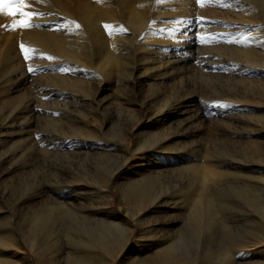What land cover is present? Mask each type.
Returning a JSON list of instances; mask_svg holds the SVG:
<instances>
[{"label": "bare ground", "instance_id": "6f19581e", "mask_svg": "<svg viewBox=\"0 0 264 264\" xmlns=\"http://www.w3.org/2000/svg\"><path fill=\"white\" fill-rule=\"evenodd\" d=\"M241 1L244 14V25L241 30L243 32H240V34H243L240 41L241 44L234 42L235 39L234 41L229 40L227 37L236 31L231 30L228 23H219L216 19L214 23L216 26H213L211 32L215 34L214 38L217 37L219 39L212 46L216 49L223 50L224 55H238V63L241 62L244 66L243 74L245 75V79L243 80L242 78L243 85L238 86L243 87L244 90L239 92L241 88L239 90L237 89V96L252 103L253 108H259L261 105L264 106V0ZM158 3V0H50L47 7L60 13L51 14L49 21H53V25L56 24L55 22L58 20V17H62L61 14L69 15L82 21L86 25V31L83 33L79 31L66 33L49 27V30H33L26 35V38L37 48L36 51L35 49L33 51L34 55L42 53L46 57H54L56 61H60L59 67L57 70L55 69L57 73L54 75L58 85L63 87L64 83L74 85L82 82L83 80L77 79L79 74L75 71L80 68L84 70L85 68L89 69V72L99 71L102 78L97 82L98 85L94 92L85 101H79L78 103L74 97L69 100L71 97H61L55 91L43 87L45 89L40 94L37 92L42 99L44 96L48 97L46 101L43 99L45 102L40 101L38 103L41 106L45 105L41 109L42 113L39 114L38 110L40 109L37 110L31 106L34 101L27 99L25 95L22 96L17 105L11 99L13 102L10 100L9 104H7V109L0 112V121H3L2 123L5 122L9 129L15 125L17 117L20 119L16 126H18V134L21 136V140H18L19 144L17 146L22 147V149L24 148L22 152L24 154L20 158L21 163L23 165L33 164L37 168L43 166L46 169L52 170L54 173V178L52 182L50 181V183H53V186L51 185L52 189L41 184L43 183L41 182L37 185V189L33 191L34 193L30 197L28 196V201L25 198H17L16 201H11L12 205L7 209V213L10 216L5 221L3 220L4 222H0V247H5L6 249L10 244L15 245L12 241V236L17 231L21 236L27 234L26 240L30 244V249L42 260L43 264H97L99 262L101 264H107V259H111V255L115 251H120L119 249L121 247L126 246L129 239V232L132 230L123 222L122 217L115 208L110 206L112 196L109 183L114 174L119 172L127 164L129 151L124 141L130 124L129 120L128 124H126V121L119 119L107 131L104 130L107 123H103L102 120L99 121L98 126H94L93 123L97 124L98 122V108L102 104L99 96L104 90L100 82L103 81L104 84L110 82L113 78L111 76L112 74L116 75V77L122 75L126 86L133 91L135 86L138 83L140 84V81H137L139 78L148 77L149 74L151 76L154 73H156L154 77L161 73L167 74L168 71H173L174 66L180 63L185 57H189L197 63L196 69L200 75L203 74V70L211 67L218 68V64L226 62L216 52L212 56L205 55L204 52H201V55L198 53L197 55H179L181 52H187L188 54L194 52L193 45H195V41L191 40L190 37L195 36V32L197 33L199 27V24L197 26L198 21H195L197 20L196 18L193 20L190 16L185 15V18L181 22L177 20L175 24L168 25L169 27L161 24V22L155 24V20H158L157 17L161 14L158 11L159 6H156ZM152 5H154L153 9ZM113 8L117 10L115 11ZM230 12L229 10L220 11L214 15L229 18ZM149 18H151V21H146ZM121 21L132 32L136 31L140 34L141 37L138 39H145L138 43L134 42L136 46L143 47L140 52L141 58H137L138 53L131 46L130 42L135 41L132 36L114 40L113 37L104 35L106 29L103 31L100 27V24L103 22L104 27L109 26L112 29L126 32L127 27H122ZM164 27H174L173 31L177 33L175 34H182L185 37L184 40H187H185V44L179 43L173 46L176 44L175 39H177L174 38L175 42L174 44L172 43L173 45L170 44V49L168 48L165 51L162 49L163 51L160 50V52L156 50L154 54L156 55L155 64L157 66L156 68L150 67L147 70V68H143V66L149 65L148 63L150 61L146 55V51L152 50V42L156 41L155 39H150V37L154 36L157 33L156 31H161V28L164 30ZM168 32L171 33V31ZM211 32L208 33L205 31L207 34ZM176 35L175 37H177ZM207 36L203 38H209ZM155 37L157 36L155 35ZM104 38L106 39V43L103 41ZM180 38L179 36L178 39ZM71 47L82 51V55L71 51ZM7 48L10 51V55H15L11 42L8 43ZM120 51H123L122 53L125 55L131 56L124 57ZM10 59L9 70L3 80V84H5L4 86L8 92L12 91L16 86L24 85L26 80L24 70H22L20 65L21 63L18 61L19 64H16L17 62L15 63V56H11ZM140 60L143 61V70L141 73H138L140 66L137 65V62ZM60 69H66L67 71H60ZM181 69L184 70L185 67H181ZM225 70L222 68L217 72L224 74ZM168 74L170 73L168 72ZM207 76L209 78H216V75L207 74ZM161 77H164V75ZM164 78L166 79L167 77ZM154 85L158 86L159 84L158 82L152 83L150 84V88L153 89L152 86ZM147 86L149 87V85ZM166 87L168 88V85ZM193 88H195L194 83L189 78L179 80V92L171 98H166V96L161 95L162 92L158 93L159 89L156 91L157 88H155V92L152 90V96L150 95V97L146 98L143 96L144 100L142 102L140 101L141 103L136 106L137 109L135 110L139 113L141 106L148 105V107L153 108L151 110L152 117L156 115L155 118H158V116L163 114L162 111L167 105L173 104L176 107L181 104L178 102L179 100L186 98L190 100L188 101L189 104L179 105L180 107L186 108V112L188 111L190 113L192 111L186 123L188 124L206 118L207 112L205 113V109L209 111L211 107L205 108V104L203 105L205 109L200 108L202 105L199 107L202 96ZM232 90L229 87H222L218 93L222 97H225L224 99L228 100L230 96L235 97V93ZM51 95H53L51 98L55 99L53 105H49L53 102L50 98ZM58 101L60 102L57 103ZM50 107L52 109L48 110ZM228 107L230 106L223 101L216 108L217 110H222L223 119H226L225 110ZM165 109L168 110V107ZM56 113H59V115H56ZM41 114L43 116H40ZM257 116L259 118V115ZM38 118L44 120L42 127L39 126ZM165 118H160V123L164 124ZM167 118H170V114L167 115ZM208 120L211 119L208 118ZM153 121L159 123L158 120ZM261 121L262 118L259 123ZM194 124L196 125V122ZM219 124L223 126V129H228L229 124L227 121L222 120ZM33 126H38L40 134L34 135L36 132L32 131L31 128ZM210 126L205 128L210 129ZM259 127L262 129L263 125ZM163 133H159L161 136H155L152 135V132L143 130V132H140L136 136L134 151L143 166L138 169L137 167L133 169L135 180L128 181L124 185L120 183L117 185L123 199L132 207L144 211L145 216L160 212L161 207L159 205L164 200H172L174 206L177 203L188 202L191 208L188 210L189 215L185 222V228H181L180 231L178 230L179 232L172 235H157L155 227L152 228L150 225L152 221L151 223L146 219V221H138L139 229H137L138 233L132 248L135 258L131 263L123 259L121 264H198V260L201 259L200 257H203L207 264H264V260L258 261L256 259H250L259 254L261 255V253L258 254V247L264 241V232L261 229V220L264 219V197L261 200L259 196L264 194H249L247 184L242 182L235 184V187L238 189V196L236 197H240L239 200L242 198L252 200L258 206L261 205L259 217L251 221L257 233H255L252 240L241 239L234 243L231 242L230 238L224 239V237H221V235L226 234L227 227L224 223V217L226 210L229 209L228 204L230 200L228 203L223 193L221 195L217 192L216 180L219 176L225 175V172L217 169V164H214L217 155L214 154H217L216 150L220 149L221 157L223 158L221 161L222 164H231L233 160L244 164L247 160L245 158L243 160L240 159L243 154L235 148L227 146L225 142L217 148L216 142L214 141L215 138L208 137L207 144L206 146L204 145V153L201 152V148L195 151L193 149L190 153L195 154L197 158L190 159V156L184 153L186 149H183L180 143L169 144V139H167L169 136L163 137ZM210 133L212 135L211 131ZM7 134L11 135V131ZM34 136H38L37 140H35ZM166 141L168 145L164 144ZM254 144L252 145L254 146ZM35 151H40L42 152V157L43 155L47 157L44 159L41 157L40 159L36 154V158L34 157ZM255 154L258 164L264 156H261L260 152ZM9 155L10 153L0 157V165ZM185 156H188V159H185ZM219 159L221 158L219 157ZM181 162H185L182 163L185 165L178 166ZM246 167L249 166L247 165ZM158 180H163L165 183L168 182L165 191L162 193H156L157 190L155 191L154 188L157 186L153 188V185ZM37 181L39 182V180ZM174 182L176 183L173 184ZM30 187L28 188L30 189ZM45 194H47L46 199H44L43 204L38 208L31 207L25 213L16 212L21 209L19 206L25 205V203L31 202L34 198L37 199ZM6 201H8L7 197ZM38 211H43L44 214L41 215ZM27 214L29 216L26 217ZM63 214L68 215L69 220H66L68 224ZM246 214L248 213L246 212ZM248 216L250 215L248 214ZM26 219H29V221ZM13 222L16 223V227L13 226ZM27 222L29 223L28 227L26 226L28 225ZM175 224L176 222L171 221V223L167 222L165 226L170 228ZM216 228H220V232H217L220 234L219 237L217 235L215 237L212 236V231ZM188 232L189 234L198 233L199 235H196L199 238L201 234L204 235L205 241L203 246H199L200 244L192 245L194 242H191V239L189 241ZM68 234L69 236L70 234L74 235L73 240L68 239ZM227 243H231L230 245L234 247L228 248ZM117 254L116 252L114 257ZM236 254L242 255L240 258H237L234 257ZM9 259H11L9 264H27L21 258L12 256Z\"/></svg>", "mask_w": 264, "mask_h": 264}, {"label": "rangeland", "instance_id": "374dc122", "mask_svg": "<svg viewBox=\"0 0 264 264\" xmlns=\"http://www.w3.org/2000/svg\"><path fill=\"white\" fill-rule=\"evenodd\" d=\"M158 1L159 3L156 4V6H159L158 11L161 14L159 15V17H157L158 20H155V24L161 22V24L166 25V27H169L168 25L175 24L177 20L181 22L185 18V15L190 16L193 20H195L196 18L197 20L195 21L196 22L198 21L197 26L199 24V27L197 29V33L195 32V36L190 37L191 40L195 41V45H193L194 52L191 54H188L187 52L186 53L181 52L179 53V55H197V53L201 55V52H204L205 55L212 56L216 52L222 58H224L226 62L223 64L222 63L218 64L217 66L219 69L216 67L214 68L211 67L209 69L203 70L202 72L203 74L200 75L196 69L197 63L191 60L189 57H185L180 63L174 66L173 71L171 72L168 71L171 75L168 74L167 72V74L161 73L160 75H155L154 77V74H156L154 73L151 76L149 74L148 77L139 78V80L137 81H140V84L138 83L137 84L138 86L136 85L133 91H131L126 86L124 77L122 75H119V77H116V75L112 74L111 76L113 78L110 82L105 83V84L103 81L100 82L104 90L102 94L99 96V99L102 100V104L98 108V111H97V113L99 112L97 116L98 122L97 124L93 123L94 126H98L99 121L102 120L103 123L105 122L107 123V125L104 127V130L107 131V130H110L113 126L112 124H115L116 122H118L119 119L126 121V124H128V120H129V124H130V128L127 130L128 132H127V135L125 136V141H124L125 144L128 146V151H129L127 164L125 167L121 168L119 172H116L114 174L113 178L111 179V182L109 183V188L111 190V196H112L110 206L115 208L118 214L122 217L123 222H125L127 226L131 228L132 231L129 232V239H128L126 246L121 247L119 249L120 251H115L111 255V259L109 260L107 259V262H106L107 264H121V261L123 259L128 260L130 263L133 262L135 258L134 256L135 254L132 252L133 250L132 248L134 245L136 235L138 233L137 229H139L138 221H146V220L148 221L149 220L148 222L150 223L152 221L151 224L148 222L147 223L150 224L152 228L155 227L157 235L168 236V235L175 234L176 232H179L181 228H185V222H186L187 216L189 215L188 210L191 208L188 202L177 203L174 206V203L172 200H164V202H162L159 205L161 207L160 212L151 214L150 216H145L144 211L137 209L136 207H132L128 202H126L125 199H123L120 193V189L117 184L120 183L124 185L128 181L135 180V177L133 176V173H134L133 169L136 167L138 169L139 167L143 166L142 162H140L139 159L136 157V154L134 151L136 136L140 132H143V130H146V132L150 131L152 132V135H155V136L157 135L161 136V134L159 133L164 132L162 136L163 137L169 136V138L167 137V139H169V144H173L176 142L180 143L181 144L180 146H183L182 148L186 149L184 153L186 155H189L190 159L197 158L195 154L190 153L193 149L195 151L196 149L198 150L201 148L200 149L202 150L201 152L204 153V147L207 144L206 141H208L207 140L208 137L216 139V140L214 139V141L216 142L217 148H219L218 146H221V144L225 142L227 146L233 147L237 151H239L241 154H243V156H241L240 159L243 160L245 158L247 162H244V164L246 166L248 165L249 167H246L243 163H239L236 160L231 161V164L230 163L222 164L221 161L223 160V158L221 157L222 155L220 153L221 152L220 149H217L216 150L217 154H214L218 156V157L217 156L215 157L216 159L214 162V164H217L216 165L217 169L225 172V175L219 176L216 180L217 188H218L217 192L221 195L223 193V196L228 203L230 200V203L228 204L229 209L226 210L225 217H224V223L226 224V227H227L226 234H225L226 236L221 235V237L222 238L224 237V239L230 238L231 242L234 243L235 241H239L241 239L243 240L247 239L248 241L252 240L253 237L255 236V233H257L255 228L252 226L253 222L251 221H253L252 219L259 217V211L261 210L260 208L261 205L258 206L256 202H253L252 200L243 199V198L240 199L241 200L240 201L239 200L240 197L238 198L236 197L238 196L237 194L238 189L235 187V184L237 183L240 184L241 182L247 184L249 194H257V195L261 193L264 194V163H263L264 158H262V161L260 163L258 162L257 164V160H256L257 156L255 154V153L260 152V155L264 156V150H263L264 149V130H263L264 129V122H263L264 117H262L264 116V106L261 105L259 106V108H253L252 103L245 101L240 96H237L238 90L240 88H241L240 89L241 91L239 90V92H242L244 90L243 87H238L240 85H243V80L245 79V75L243 74V69H244L243 63L242 64L241 62L238 63V55H224L223 50L214 48L212 45L219 38L217 37L214 38L215 34L211 32V29L213 28V26L214 27L216 26L214 24L216 19L219 23L220 22L228 23V25L230 26V29L236 32L231 33L227 38L231 41H234L235 39L234 42H239L241 44L240 41H241L243 34H240V32H243L241 30L244 25V21H243L244 14L242 11L243 10L242 1L241 0H227V1L199 0V2H197V0H158ZM24 3L27 4L28 7L24 8L23 11L26 13H33L34 15L22 16L20 15L19 12H15L13 15H8V7H5L4 10L0 11V112L7 109V106H8L7 104H9L11 99L14 100V102L12 100L11 101L15 105H17L18 102H20L19 100L22 98V96L25 95L27 99L34 101L31 106L35 107L37 110L40 109L38 110L39 114L42 113L41 109L44 108L45 105L41 106L38 103L40 101L45 102L47 100L46 98H48L44 96L43 98L45 100L44 101L42 97L39 96L40 92L45 89V88L43 89V87L51 89V91H55V93L59 94L61 97L62 96H66L68 98L71 97L69 98V100L72 99V97H74L77 99L78 103L79 101L81 102V101H85V99L87 100L90 97V95L94 92L95 88L97 87L98 85L97 82L100 81L99 79L102 78L100 72L99 71L89 72V69L85 68L84 70L80 68L75 71H77V73L79 74L77 79L83 80V81L76 83L74 85L64 83V86L62 87L61 85H58V82L56 78L54 77V75H56L57 73L56 70L60 65L59 63L60 61H56V58L54 57H53L54 59L50 60L42 53L40 54L38 53L34 55L33 51L34 49L36 51L37 48L36 46L32 44V42L28 38H26V35L30 31L49 30V27L53 29H58L59 32L74 33V32L79 31L83 33L86 31V25L82 21L77 20V18L71 17L69 15H63V14H61L62 17H58V20H56L55 22L56 24L53 25V21H49V19H51V14L52 13L56 14L59 12L51 10L47 7V4L50 3V0H24ZM153 7L154 5H152V9ZM113 10L116 11L117 9L113 8ZM226 10L231 11L229 18H223V17L214 15L216 13H219L220 11H226ZM23 20H28V22L32 26L29 28H20L18 26L14 27V25L18 24V22L23 21ZM146 21H151V18L147 19ZM121 24L123 25L122 27H125V26L127 27V25L123 21H121ZM100 27L103 29V31L104 29H106L104 31V35H106L107 37H113L114 40L118 38L123 39L125 37L132 36L133 39H135V41H131V42L129 41V42L131 43L133 50L137 51L136 52L138 53L137 58L138 59L141 58L140 52L143 47L136 46L134 42L138 43L145 39H138L141 37L138 32L136 31L132 32L128 27L126 28V32L125 31L121 32L119 30L112 29L109 26L104 27L103 22L100 24ZM173 28L164 27V30L163 28H161V31H156L157 33L155 32L156 34L150 37V39H155L156 40L155 42L157 43L153 41L152 42L153 48H151L152 50L146 51L147 53L146 55L148 56L150 60L148 63L149 65L143 66L142 65L143 61L141 60L137 62V65L140 66L138 73L142 72L143 70L142 66L143 68H147V70L150 67L156 68L157 66V64H155L156 55L154 54L156 50L157 51L159 50L158 52H160V50L163 51L162 49H164V51L168 48L170 49L171 48L170 44L172 43L174 44L175 40H176L175 42L176 44L174 45L172 44L173 46H176L179 43L185 44V40L187 39L184 40L185 37H183L184 35L182 34L178 33V35H176L177 33L173 31ZM168 31H171V33ZM205 31H207L208 33L209 32L211 33L207 34L205 33ZM162 32H164L165 34ZM166 33L167 34L169 33V35H167ZM155 35L157 37H155ZM175 35L177 37H175ZM206 35H208L207 37L209 38L207 39L203 38ZM179 36L181 37L180 39H178ZM244 36H245V33H244ZM160 38L163 40H161ZM174 38H177V39L174 40ZM103 41L104 43H106L105 38L103 39ZM9 42L13 44L15 55H10V51L7 48ZM21 45H23V49H21ZM70 50L75 51V53L76 52L80 53L79 55H82V51L77 50L73 47H71ZM120 52L124 57L131 56V55L123 54L122 53L123 51H120ZM25 54H27L28 56L27 60L24 59ZM11 56H15V63L17 61L21 63L20 65L22 67V70H24L26 80H25L24 85L18 86V87L16 86V88H14L12 91H9L10 92L9 93L8 90H6L4 86L5 84H3L4 83L3 80L5 79L8 73V70H9L8 66L10 65L9 62L11 61L10 59ZM18 62L16 64H19ZM29 67L33 69L32 72L27 71ZM181 67L183 68L185 67V69L182 70ZM222 68H224V70L226 69L224 74L222 72H217V71H220ZM210 69L211 70L213 69L214 71L213 70L211 71ZM207 74H211L214 76L216 75V78H209ZM220 74L222 77L220 76ZM163 75L164 77H167V78L165 79L164 77H161ZM188 78L191 79V81H193L194 83L195 88L193 89L196 92H198L199 95L202 96L201 98L202 101L201 103L199 102V107L202 105L200 108H203L204 104H205L204 105L205 108L211 107L209 111L208 110L206 111V109L203 108L205 109V113L207 112L206 115L208 117L206 116V118L200 119L201 122L200 120H197V121H193L188 124L186 123L189 115L192 112V111L190 113L188 111L186 112L185 111L186 108L180 107L181 104H184V105L189 104L188 101L190 100L186 98H182V100L178 101L179 103H181V104L178 103L180 106L178 105L175 107V105L173 104L167 105L165 108L168 107V110L164 108V110L162 111L163 114L166 116L162 114L161 116H158V118H155L156 115L152 117L151 110H153V108L148 107V105L141 106L139 113L136 112L135 110L137 109L136 106L144 100L143 96H145L144 98L150 97V95L152 96L155 88H157L156 91L158 89L160 90V91L158 90V93L162 92L161 95L166 96V98H169V97L171 98L172 96L177 95L176 93L179 92V80L181 79L185 80ZM157 82L160 86L154 85L152 86L153 89L150 88L151 87L150 84L157 83ZM147 85H149V87ZM167 85H168V88L166 87ZM222 87H229L231 88V90L233 89L232 91L235 93V97L230 96L228 100L224 99L225 97H222V95L218 93L220 92ZM146 94L148 95L146 96ZM51 97H53V95H51L50 98ZM51 99L53 100V102L50 103L49 105H53L55 102L54 98H51ZM223 101L226 102L228 106H230L225 110L226 119L222 118L223 117L222 110L216 109L217 106H219ZM59 102L60 101H58L57 103ZM210 102L212 105L210 104ZM51 109H52L51 107L48 108V110H51ZM168 114H170L171 119L167 118ZM56 115H59V113H56ZM257 115H259V118ZM40 116H43V114H41ZM162 117L164 118L166 117L164 124L160 123L159 121L160 118ZM208 118H210L211 120H208ZM261 118H262V121L261 123H259ZM221 119L227 121V123L229 124L228 129H226L225 127H224L225 129H223V126L219 124L220 122H222ZM19 120H20L19 117H17V121H15V125L10 129L6 126L5 122L4 124L2 123L3 121L2 122L0 121V123H2L0 124L2 125L0 126V157L2 155L10 153V155L5 160H3L4 162L0 165V170H1L0 171V176H1L0 177V208H2L0 209V222L1 223L3 220L5 221L10 216V214L7 213V209L11 207L12 205L11 203L13 201H16L17 198H22V199L25 198V200L28 201L31 194L34 193L33 191L37 189V185L40 184L41 182H43L41 184H44L47 187H50V189H52L51 185L53 186V183H50V181L52 182V179L54 178V173L52 170L46 169V167H43V166H39L37 168L33 164H31L32 165L31 166L29 164L23 165L21 163L20 158H22V154H24L22 153L24 151V148L22 149V147L17 146V144H19L18 140H21V136H19L18 134V126H16ZM38 120H39V126L42 127L44 120L42 118H38ZM153 120H158L159 123ZM218 120L220 121L218 122ZM195 122H196V125L194 124ZM214 122L216 123L213 124ZM230 123H233V124H230ZM260 124L263 125L262 129L261 127H259V126H262ZM207 126L208 127L210 126L211 128L207 129L208 128ZM31 129L32 131L36 132L34 135H37L39 133L38 126L37 127L33 126ZM260 129L261 131H259ZM9 131H11V135L7 134ZM210 131L212 132V135ZM185 132L188 134H186ZM34 137H35V140H37L38 136L37 137L34 136ZM254 142L256 143L254 144ZM164 144L168 145L167 141ZM252 144H254V146ZM200 145L202 146L200 147ZM11 146H12V149H11ZM251 146H253L255 149L253 147L250 148ZM258 146L260 147V149H258L259 148ZM41 153L42 152L40 151H35L34 157H36V154H37L38 158L41 159L42 157ZM46 157H47L46 155H43L42 159ZM219 157L221 159H219ZM185 159H188V156H185ZM251 161H254V162H251ZM182 163H185V162H181L178 166L185 165ZM37 180H39V182ZM167 183L168 182L165 183V181L163 180H158V182H156L157 185L154 184L153 188L157 186L156 188H154L155 191L157 190L156 193H159V192L162 193L165 191V188L167 187ZM175 183L176 182H174L173 184ZM28 187H30V189ZM46 195L47 194L40 196L37 199L34 198L31 202H27L25 203V205L19 206L21 207V209L17 210L16 212L25 213L31 207L38 208L39 206L43 204L44 199H46ZM229 195L230 197H228ZM6 197L8 201L10 200L9 204H8V201H6ZM262 197H264V195L259 196L261 200H262ZM247 204L249 207L247 206ZM38 212L41 215L44 214L43 211L42 212L38 211ZM246 212L250 216H248ZM27 216H29V214H27L26 217ZM63 216L66 217V218L64 217L65 221L69 220L68 215L66 216V214H63ZM26 220L29 221V219H26ZM67 221L66 223L68 224ZM171 221L176 222V224L171 226L170 228L165 226L167 222L171 223ZM13 226L16 227V223L13 222ZM26 226L28 227L29 223ZM216 229H213L212 236L215 237V235H217V237H219L220 234L217 232H220L219 231L220 228H216ZM261 229L264 232V219L261 220ZM196 234L199 235L198 233H190L188 235L189 241L192 240L191 242H194L192 243V245L200 244L199 246H203V243L205 241V238H204L205 236L201 234L199 238V236H197ZM26 235L21 236L19 232L15 231L14 235L12 236V241L13 243H15V245L10 244V246L6 247V249L5 247H0V264H9V261L11 260L9 258H11L12 256L15 258L23 259L27 264H43L42 260L38 256H36L30 249V244L26 240ZM201 236L203 240L201 239ZM73 238H74L73 234H70V236L68 234V239L73 240ZM263 238H264V235H263ZM230 244L231 243L226 244L228 248L234 247ZM116 252L118 254L116 257H114ZM259 253H261V255ZM258 254H259L258 256L251 257L250 259H256L258 261L264 260V241L258 247ZM241 255L242 254H236L234 257L240 258ZM200 258L201 259L198 260L200 264H207L206 260L203 259V257H200ZM184 261L188 262L187 260H184ZM97 264H101V262Z\"/></svg>", "mask_w": 264, "mask_h": 264}, {"label": "snow or ice", "instance_id": "6c2138e0", "mask_svg": "<svg viewBox=\"0 0 264 264\" xmlns=\"http://www.w3.org/2000/svg\"><path fill=\"white\" fill-rule=\"evenodd\" d=\"M199 2V0H197ZM5 7H8V15H13L15 12H19L22 16H31L33 13H26L23 11L24 8L28 7L27 4L24 3V0H0V11L4 10ZM20 28H29L32 25L28 22V20H23L18 22V24L14 25ZM79 27V26H78ZM21 49H23V45H21ZM48 59H54L53 57H47ZM24 59L27 60V54L24 55ZM27 71L32 72L33 69L29 67ZM60 71H67L66 69H60Z\"/></svg>", "mask_w": 264, "mask_h": 264}]
</instances>
